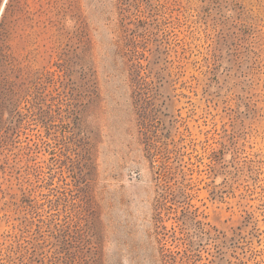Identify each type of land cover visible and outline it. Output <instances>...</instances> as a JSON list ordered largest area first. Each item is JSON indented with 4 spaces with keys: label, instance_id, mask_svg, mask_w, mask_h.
Instances as JSON below:
<instances>
[{
    "label": "rangeland",
    "instance_id": "1",
    "mask_svg": "<svg viewBox=\"0 0 264 264\" xmlns=\"http://www.w3.org/2000/svg\"><path fill=\"white\" fill-rule=\"evenodd\" d=\"M0 264H264V0H0Z\"/></svg>",
    "mask_w": 264,
    "mask_h": 264
}]
</instances>
